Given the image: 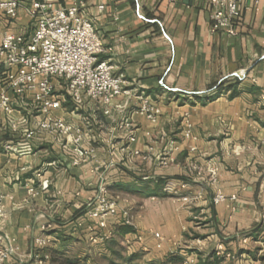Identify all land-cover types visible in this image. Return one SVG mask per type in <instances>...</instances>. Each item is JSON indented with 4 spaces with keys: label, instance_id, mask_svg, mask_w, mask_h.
<instances>
[{
    "label": "crops",
    "instance_id": "crops-1",
    "mask_svg": "<svg viewBox=\"0 0 264 264\" xmlns=\"http://www.w3.org/2000/svg\"><path fill=\"white\" fill-rule=\"evenodd\" d=\"M48 1L77 7L93 25L103 47L98 59L121 79L122 93L107 107L63 100L52 115L67 134L39 133L30 154L18 148L42 117L32 93H9L12 110L0 109V251L10 245L14 253L0 264H52L46 249L32 257L38 237H48L50 248L62 239L91 246L103 235L114 239L123 212L132 217L126 242L148 260L168 253L188 259L193 248L202 260L216 253L219 264H260L264 0H242L235 35L212 30L210 0ZM25 8L14 20L0 14V31L28 36ZM77 131L87 156L72 144ZM100 187L117 201L103 229L86 214ZM218 193L227 200L214 204ZM184 196L193 199L185 203Z\"/></svg>",
    "mask_w": 264,
    "mask_h": 264
},
{
    "label": "built area",
    "instance_id": "built-area-1",
    "mask_svg": "<svg viewBox=\"0 0 264 264\" xmlns=\"http://www.w3.org/2000/svg\"><path fill=\"white\" fill-rule=\"evenodd\" d=\"M254 1L257 4L261 0ZM241 2L242 0H210L212 30L235 35ZM22 4L26 6V12L32 21L31 33L25 37L0 31V72L3 71L4 77L0 89V109L7 113L12 110L13 101L9 93L19 99L28 93L34 95L35 107L42 119L34 128L25 131L24 143L18 148L19 153L30 154L31 141L39 133L48 132L58 136L67 134L64 121L52 115L54 110L61 107L63 100L67 99L75 108L84 102L107 107L122 93V81L113 75V69L107 61L98 59L103 52L101 39L77 7H57L48 0H0V14L14 20ZM97 9L101 11L103 6L99 5ZM231 77L239 80L244 78L236 73ZM54 81L60 82L63 98L55 95ZM140 111L146 113L151 112V109L142 106ZM148 117L152 119L151 113ZM82 137V133L77 131L72 137V144L80 156H87L88 152L79 148ZM105 195V189L98 188L95 198L86 209L88 217L96 220L101 229L105 227L107 219L117 215V201ZM190 199L193 198L181 197V201L185 203H189ZM226 200L224 195L218 193L214 196L213 203ZM229 200L233 201L235 197H230ZM122 225H132V217L127 212L122 213ZM112 239L113 236L108 234L95 241L107 242ZM49 242L48 237L35 238L32 257L38 258V250L46 247ZM126 244L130 246L129 242ZM221 250L218 247L217 253L220 254ZM13 253L12 246L7 245L0 251V261L11 257ZM43 259L48 260V256L45 255ZM184 264L195 263L193 260H186Z\"/></svg>",
    "mask_w": 264,
    "mask_h": 264
},
{
    "label": "rangeland",
    "instance_id": "rangeland-1",
    "mask_svg": "<svg viewBox=\"0 0 264 264\" xmlns=\"http://www.w3.org/2000/svg\"><path fill=\"white\" fill-rule=\"evenodd\" d=\"M113 234V233H112ZM195 237V236H193ZM113 240V239H112ZM99 241L94 246L89 245V242L86 243V241L79 242L73 244V242L69 241L68 239H62L59 243V246L51 247L50 243L47 244L46 247L43 249H46V253L51 255V259H57V257H68L71 259H78L80 261V264H110L108 258L112 257L111 254H109L105 248L106 243H110V241ZM130 244V243H129ZM193 249V248H192ZM192 249H189V253H194V256L191 258L185 259L184 257L180 256L179 254H166V256L157 258L156 260H148L147 258H143L142 255L137 256V259L129 264H184L186 260H193L195 264L198 263V259L196 257L195 251ZM125 252L126 253H132L131 244L128 246L125 244ZM221 252V251H220ZM44 252V254H46ZM172 255H176L178 257H181L183 259L182 263H173L170 262L172 258H170ZM190 255V254H189ZM52 261V260H51ZM52 263V262H51ZM56 264V263H52Z\"/></svg>",
    "mask_w": 264,
    "mask_h": 264
},
{
    "label": "trees",
    "instance_id": "trees-1",
    "mask_svg": "<svg viewBox=\"0 0 264 264\" xmlns=\"http://www.w3.org/2000/svg\"><path fill=\"white\" fill-rule=\"evenodd\" d=\"M130 231L131 228L128 226L119 227L115 231L117 232L116 237L106 245L105 250L112 256L108 258L110 264H129L137 259L138 254L125 252V244H126L125 235ZM259 231H260V227H257L255 231H252L249 234L251 236L257 237L259 235ZM248 254H250L253 258H255V256L253 255L254 253L248 252ZM170 258H172L170 262L173 263L183 262V259L176 255H172ZM50 260H52L51 261L52 263H56V264H80V261L78 259H71L68 257H57V259L55 260L54 259H50ZM256 260L259 261L260 264H264V255L257 257ZM220 262H221V257H219L216 253H212L205 260L198 259L197 264H219Z\"/></svg>",
    "mask_w": 264,
    "mask_h": 264
}]
</instances>
